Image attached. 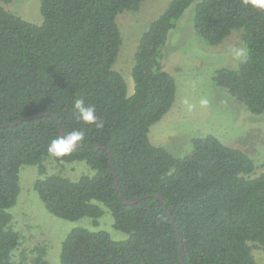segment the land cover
Masks as SVG:
<instances>
[{"label": "trees", "instance_id": "obj_1", "mask_svg": "<svg viewBox=\"0 0 264 264\" xmlns=\"http://www.w3.org/2000/svg\"><path fill=\"white\" fill-rule=\"evenodd\" d=\"M192 1L169 0L141 33L128 95L112 68L121 42L116 15L138 10L142 0H40L41 24L13 14L4 7L10 0H0V264H14L21 243L9 209L22 164L37 166L33 189L51 215L96 218L100 202L114 228L127 234L116 241L105 231L75 227L61 242L58 264H182L177 234L184 264H256L252 250L264 247V172L252 175L251 158L213 134L191 138L192 151L182 157L148 138L176 92L174 77L159 64L161 48ZM193 27L211 45L242 29L247 59L215 70L212 80L251 113L264 114V11L243 0H200ZM78 98L95 108L96 123L78 118ZM58 123L62 136L84 133L63 157L47 151L61 137ZM48 156L84 161L91 173L77 180L45 174ZM119 193L140 199L124 204ZM37 250L32 264L44 253Z\"/></svg>", "mask_w": 264, "mask_h": 264}, {"label": "rangeland", "instance_id": "obj_2", "mask_svg": "<svg viewBox=\"0 0 264 264\" xmlns=\"http://www.w3.org/2000/svg\"><path fill=\"white\" fill-rule=\"evenodd\" d=\"M193 0L169 30L161 48L159 64L175 79L176 92L169 110L150 126L149 141L164 147L174 157L188 155L192 151L191 138L215 135L223 144L241 149L252 160L253 174L264 172V114L248 111L212 80L215 70L236 68L239 61L231 55V49L245 46L241 28H233L221 42L211 45L193 27L195 5ZM169 0H142L136 11L121 10L116 15L121 42L112 65L123 76L127 94L133 91L131 67L134 52L143 31L167 6ZM4 7L13 14L35 24L43 17L40 0H10ZM45 174L57 173L71 180L91 173L84 161H56L51 156L43 161ZM39 177L36 165L19 167V193L9 211L13 227L21 234V243L14 251V264H32V258L44 253L39 264H58L62 240L75 227L105 231L113 240L127 238V234L113 226L109 209L97 202L102 213L96 218L83 216L65 220L51 215L33 189ZM256 264H264V247L252 250Z\"/></svg>", "mask_w": 264, "mask_h": 264}, {"label": "clouds", "instance_id": "obj_3", "mask_svg": "<svg viewBox=\"0 0 264 264\" xmlns=\"http://www.w3.org/2000/svg\"><path fill=\"white\" fill-rule=\"evenodd\" d=\"M245 5L264 11V0H243ZM247 47L240 46L231 49L232 57L243 63L247 59ZM74 109L78 113V118L85 123H96L98 117L93 106L86 105L83 99H75L73 104ZM102 122L97 124L101 127ZM84 140V133L79 130H74L66 136H61L53 139L47 146V151L50 155L56 157H63L71 154L78 143Z\"/></svg>", "mask_w": 264, "mask_h": 264}, {"label": "water", "instance_id": "obj_4", "mask_svg": "<svg viewBox=\"0 0 264 264\" xmlns=\"http://www.w3.org/2000/svg\"><path fill=\"white\" fill-rule=\"evenodd\" d=\"M43 114H47V112L43 113ZM11 123H3L1 126H4V125H10ZM58 132L60 133V136H62V131H61V127H60V124L58 123ZM78 146V144L76 145ZM98 147H102L104 149H106L105 147L101 146V145H97ZM107 151V150H106ZM107 155L109 157V152L107 151ZM110 167H111V171L114 175V178H115V185L116 187L117 186V182H116V175H115V171L113 169V167L111 166L110 164ZM148 195H154L157 199L161 200L162 201V197L159 195V194H155V193H152V194H148ZM119 196H120V199L121 201L124 203V204H133L135 203L136 201H138L140 199V197H134V198H129V199H124L121 195V193H119ZM167 213L169 215V217H171V213L167 210ZM175 226V225H174ZM177 237H178V242H179V257H180V260L182 261V264L183 263V246H182V243H181V239L180 237L178 236L177 234Z\"/></svg>", "mask_w": 264, "mask_h": 264}]
</instances>
